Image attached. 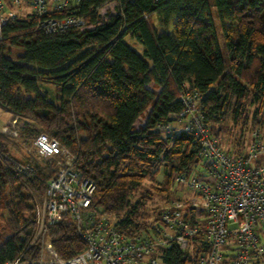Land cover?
I'll return each instance as SVG.
<instances>
[{"label":"trees","instance_id":"trees-1","mask_svg":"<svg viewBox=\"0 0 264 264\" xmlns=\"http://www.w3.org/2000/svg\"><path fill=\"white\" fill-rule=\"evenodd\" d=\"M77 14L87 27L61 34L39 31L30 18L4 27L0 109L23 123V144L44 133L70 151L77 170L96 184L91 208L115 217L130 235L160 214L147 210L152 192L169 198L174 176L191 175L201 163L192 135L156 130L177 121L186 86L203 94L204 121L229 150L237 153L252 130L264 128V0H83ZM153 18L172 32L158 33ZM39 83L55 87V103L39 92ZM10 141L0 135V264L18 259L36 230L34 195L22 182L42 199L55 172L54 163L13 157ZM25 162L36 168L31 183L15 170ZM145 182L150 188L142 190ZM49 237L63 259L86 248L68 218L51 227ZM193 240L192 251L175 245L164 251L163 263L198 264L203 238Z\"/></svg>","mask_w":264,"mask_h":264},{"label":"built area","instance_id":"built-area-1","mask_svg":"<svg viewBox=\"0 0 264 264\" xmlns=\"http://www.w3.org/2000/svg\"><path fill=\"white\" fill-rule=\"evenodd\" d=\"M82 1L0 0V39L4 27L17 18L32 19L39 31L50 35L86 28V20L77 14ZM203 98L186 86L179 95L182 110L177 121L156 126L164 136L188 133L200 145L199 167L191 175L174 176L184 197L165 205L147 229L130 235L117 228L115 217L91 208L96 184L77 170L76 157L56 139L37 135L28 158L34 151L36 163H54V177L46 184L33 240L18 259L4 264H164V251L173 245L192 251L196 237L203 238L197 244L202 249L198 264H262L264 128L252 130L235 153L211 135L204 121ZM22 127L13 117L0 135L23 144ZM15 170L26 182L36 177L32 163L17 164ZM63 218L74 224L86 246L70 259L59 256L49 237V229ZM34 245L38 252L31 258Z\"/></svg>","mask_w":264,"mask_h":264},{"label":"rangeland","instance_id":"rangeland-1","mask_svg":"<svg viewBox=\"0 0 264 264\" xmlns=\"http://www.w3.org/2000/svg\"><path fill=\"white\" fill-rule=\"evenodd\" d=\"M114 4H111V5H109L106 9H104L103 11H102V14L104 15L107 11H111V10H113V8H114ZM213 17H214V19H215V22H216V24H217V26H218V41H219V47H220V50H221V52H222V54H223V56H225V51H224V38H223V36H222V28H221V26H220V22H219V20H218V18H217V16H216V14L213 12ZM153 26H154V28L156 29V31L158 32V33H160V32H168V33H170V32H172L171 31V27H168V28H163L162 26H160L159 25V23H158V21H157V19L156 18H153ZM125 41L133 48V49H135L136 50V52H138V53H142V47L141 46H139L136 42H134V40H132L130 37H126L125 38ZM38 89H39V92L41 93V94H43V95H46L47 97H48V99L51 101V102H53V103H55L56 102V96H55V94H56V89H55V87L54 86H51V85H47V84H42V83H39V85H38ZM33 95H29V97H32ZM145 119H146V115L144 116V118H142L141 119V121H140V123L139 124H143L144 123V121H145ZM3 127V126H2ZM1 127V128H2ZM0 128V129H1ZM34 139H35V137H32V138H30V139H28V141H27V144L26 145H24V144H20V146H21V149H22V151H19L16 147H15V145H16V143L15 142H13V141H10L9 142V144H10V146H9V148H10V154L13 156V157H15L14 155H17V152H21V153H19V154H22V155H24V157H29L28 155H27V151H28V149L29 150H32L33 149V147H32V144H33V141H34ZM33 157H30V158H32L31 159V161H33V162H36L35 160H34V156H35V153H34V151L32 152V154H31ZM23 160V159H22ZM22 160H20V161H22ZM30 160V159H29ZM262 160H264V155L262 156ZM23 161H25V160H23ZM38 163V162H37ZM39 165H41L40 163H38ZM158 179L159 180H163V175L161 174V175H159L158 176ZM23 183V186H24V188H25V190H27L29 193H31L32 195H34V197H33V203H34V205H35V215H36V218H37V221H38V219H39V216L41 215V212H42V209H43V205H44V194H43V197H42V199H40V198H38L35 194H33V192L30 190V187L26 184V183H24V182H22ZM150 185H151V183L150 182H145L144 183V185H143V187H142V190H144V189H147V188H150ZM172 194L170 195V197L168 198V197H162L161 195H159L158 193H156L155 191H153L152 193V200H150L148 203H147V210H148V212L149 213H153L154 212V210L155 209H163V207L165 206V205H167V204H169V203H171L172 201H174V200H177V199H180V198H183L184 196V192H183V190L180 188V187H178V186H173L172 187ZM183 194V195H182ZM134 200H136V198L134 199ZM34 236H35V233H34ZM34 236H33V238H34ZM6 238V236H3V239H5ZM33 238H32V240H33ZM31 253H29L30 254V256H31V258H34L36 255H37V252H38V250H37V252H36V254H35V252H33V251H30ZM262 261V263L264 264V257H263V259L261 260Z\"/></svg>","mask_w":264,"mask_h":264},{"label":"crops","instance_id":"crops-1","mask_svg":"<svg viewBox=\"0 0 264 264\" xmlns=\"http://www.w3.org/2000/svg\"><path fill=\"white\" fill-rule=\"evenodd\" d=\"M13 119V116L10 115V114H7L5 112H3L1 109H0V128L4 125H6L9 121H11ZM21 152H17V155H14L16 159L18 160H22L24 159V155L22 154H19Z\"/></svg>","mask_w":264,"mask_h":264}]
</instances>
